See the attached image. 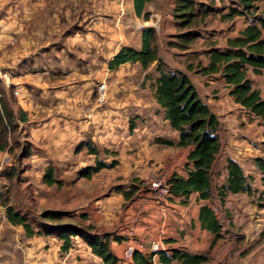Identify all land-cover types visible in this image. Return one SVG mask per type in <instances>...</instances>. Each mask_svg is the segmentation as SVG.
Instances as JSON below:
<instances>
[{"label": "rangeland", "instance_id": "rangeland-1", "mask_svg": "<svg viewBox=\"0 0 264 264\" xmlns=\"http://www.w3.org/2000/svg\"><path fill=\"white\" fill-rule=\"evenodd\" d=\"M174 1L152 0L146 5L149 19L143 20L135 16L132 0H0V97L6 98L17 115V106H24L26 116L22 123L17 120V129L9 135V150L0 153V157L6 152L10 158L0 181V206L4 210L3 202L27 217L33 228V222L41 220L46 210L65 212L62 220L65 223L87 225L91 224L89 220L97 219L99 207L94 198L102 192L110 195L119 189L130 190L134 192V200L156 201L149 189V176L126 173L114 180V184L121 183L119 186L100 189L114 173L110 170H115V166L105 168V175L92 174L89 178L80 175L97 160L108 164L117 155L128 166L136 152L131 146L132 131L128 126L138 116L131 106L143 103L148 106L152 98L150 84L158 76L155 63L146 70L138 63L109 70L107 62L122 47L139 49L141 29L152 27L164 70H186L187 63L197 61L205 64L202 52L209 43L223 48L225 38L259 13L264 4V0H252L246 13L227 17L231 9L242 8L239 0H199L211 6L209 15L197 27L200 38L181 48L168 45L177 42L175 36L180 33L172 16ZM247 70V75H254L250 67ZM210 80L222 89L227 88L218 75ZM256 83L264 99V74L256 77ZM101 85L104 90L100 93ZM214 88L213 92L208 89L205 99L219 92L218 87ZM225 93L228 90L211 97V110L232 99ZM255 124L263 126L264 135V120ZM45 127L51 129L50 133L55 130L51 136L42 137L40 132ZM236 127L242 134L245 132L243 126ZM254 130L255 127L252 136ZM67 133L74 137V147L72 142L69 147L63 142L58 148L54 140L68 136ZM87 143L97 149L95 155L89 154ZM252 155L249 160L240 161L244 174L251 178V194L229 195L230 202L227 196L224 204L215 197L209 201L221 224L220 237L194 232L195 228L189 226L188 233H183L187 235L183 247L176 250H194L205 255L207 261L201 264H264V169L256 167L257 160L264 163V152ZM48 165L53 166L59 185L43 183ZM221 175L223 164L217 156L214 187L221 183ZM88 186L92 194L84 195ZM129 203L121 207L126 209ZM108 208L112 210L111 206ZM26 238L21 226L0 220V264L96 262L88 251L80 248L71 253L61 252L57 241L60 246L62 241L55 236L53 243L45 244Z\"/></svg>", "mask_w": 264, "mask_h": 264}, {"label": "trees", "instance_id": "trees-1", "mask_svg": "<svg viewBox=\"0 0 264 264\" xmlns=\"http://www.w3.org/2000/svg\"><path fill=\"white\" fill-rule=\"evenodd\" d=\"M152 0H132L136 17L148 20L150 12L146 5ZM241 9H231L227 17L243 15L251 8L252 0H239ZM211 6L199 0H175L172 16L180 33L175 36L177 42L168 45L185 48L200 38L199 24L205 22ZM156 32L152 27H144L140 31V47L120 48L107 62L109 70L116 69L126 63H138L143 70L156 64L158 76L151 82L152 97L163 110V119L171 129L178 133V140L156 138L155 142L169 147H190L187 162L184 166L185 176L172 173L169 178L170 197L181 198L186 204L189 196L197 193L199 199L211 201L213 197L223 203L232 194H251L250 176H246L241 165L233 159L227 158L224 166L225 175L221 183L213 186V167L221 150L220 123L217 116L201 99L188 75L180 70H164L157 46ZM206 59L203 64L187 63L186 71L199 76L211 77L218 75L228 88V94L233 101L243 107L249 114L264 120V100L259 90L253 88L252 81L247 75L248 67L255 75H259L264 68V4L261 11L251 16L246 26L235 37L225 38V45L220 48L215 42L209 43L202 52ZM147 76H145L146 78ZM18 115L6 98L0 97V153L8 151L9 135L16 130L18 121L26 120L24 111L17 106ZM133 126L129 125V130ZM89 154L95 155L97 149L86 144ZM107 153V150H103ZM116 160L105 163L97 160L94 166L85 169L80 175L89 178L92 174L104 168H112ZM257 167L264 169V163L257 160ZM7 175L9 173H6ZM10 175V174H9ZM7 177V176H6ZM43 183L47 186L59 185L60 181L54 177V168L48 165L43 174ZM125 202H132L134 192L117 190ZM169 197V198H170ZM5 207L7 220L12 225L21 226L26 237L53 235L62 241L61 252L71 248V238L79 237L90 248L91 253L99 257L103 264H118L119 259L109 248L111 241H121L122 236L113 232L98 231L93 225H81L63 222L65 212L46 210L41 214V220L34 221L35 228L28 222L27 217L7 206ZM85 219V216H82ZM198 221L201 229L213 234L215 238L221 235V224L217 215L207 204H201L198 209ZM159 264H201L207 261L203 254H192L181 250L170 253L162 251L156 254ZM129 264H155L154 255L136 250Z\"/></svg>", "mask_w": 264, "mask_h": 264}, {"label": "crops", "instance_id": "crops-1", "mask_svg": "<svg viewBox=\"0 0 264 264\" xmlns=\"http://www.w3.org/2000/svg\"><path fill=\"white\" fill-rule=\"evenodd\" d=\"M246 24L247 22L239 28H236L233 33L229 34V37L237 36L239 32L244 29ZM179 70L188 75L199 96L208 106L213 102L211 100L212 96L220 93L222 90H228L227 88L222 89V86L220 87L219 84L211 81V77L207 78L206 76L191 75L186 70ZM263 74L264 68L259 75H248L252 81L253 88L259 90V92H261V89L256 83V77H261ZM222 85L226 87L224 83ZM214 87H218L219 92L208 95L207 99H205L204 95L209 92L208 89H212L211 92H213V89H215ZM225 94L228 98L231 97L229 94ZM137 105L139 104L137 103ZM145 105L146 104L143 103L140 106H131L135 115H138L131 120L133 129L130 130L132 131L131 146L133 147V150H136V152H134L133 156L130 158V163L127 167L123 164L124 161L121 159V156L117 155L115 159L119 163L115 165V170H110H113L114 173L107 177V180L100 185V189L107 187L110 188L112 185H115L113 187L119 186L121 183L117 182L114 184V180L118 179V176L124 177L127 175L126 173L134 176L140 174L139 176L147 177L151 171L160 167H168L171 169L172 173L185 176L184 166L187 162V155L190 147H169L157 144L155 139L158 137L176 142L178 140V133L171 129L168 122L163 119V110L156 104L153 97L147 103L148 106L146 107ZM21 107V109L25 112L24 106L21 105ZM212 111L218 117L220 123L219 134L221 137V150L218 157L222 160L223 164V175H221L223 179L225 175L224 166L227 158L233 159L240 164V161L249 160L250 157H253L252 154L257 151L262 150V152H264V135L262 134L263 126H257L255 124L260 118L249 114L243 107L235 103L231 98L226 104L216 106V108ZM139 117L141 118L139 119ZM248 117L249 119H253V121L248 120ZM51 122H53V120H51ZM157 124L161 127L158 128ZM237 124L243 126V130L245 131L243 134L239 131L241 129L236 127ZM253 127H255V134L252 136L251 132L253 131ZM45 128L41 129L43 131L40 132L42 137H44V135L45 137H48V135L51 136L53 134L52 132L55 131L53 129L50 133L51 129L49 130L47 127ZM57 133L60 134L59 132ZM67 134L68 136H58V140H54L55 142L57 141L58 148L62 146L60 143L63 142H67L68 147L70 146V142H72L74 147V137H70L69 133ZM132 165L135 166L133 167ZM104 171L107 170L104 168L94 174L98 176L100 174L105 175ZM90 193L92 194V191L90 186H88L84 191V195ZM229 197L230 196H228L226 200L230 202L231 199ZM94 199L96 203L95 205H98L97 207H99H96L99 209V214H95V217H97L95 221L92 219L89 220L88 223H91V225H93L97 230L99 229L108 232L115 230L117 231V235L123 237L121 241H111L109 244L110 250L119 259L118 264L130 263V261L122 259V253L124 247L134 241L148 243L151 240H160L165 246V251L168 253L172 250L183 247V239H187V235L185 234L188 233L186 227L188 228L189 226H193L195 228L194 232H207L199 226V206L201 204H207L215 212L209 200L199 199L197 193L191 194L186 204H182L181 198L179 197H170L165 202L137 199L130 202L126 206V209L121 207L125 203V200L122 194L118 192L110 195L102 192ZM97 202H99V204H97ZM224 202L222 204H224ZM108 206H111L112 210H109ZM183 233L185 234L183 235ZM27 239L33 241L40 240L43 244H45L44 242L53 243L54 236L40 235L37 237L33 236L26 238V241H28ZM57 243L60 247L58 241ZM71 243L72 247L69 249L68 253L78 251L76 249L80 248L81 250L88 251L89 254L96 259L95 264H103L102 260L93 255L87 244H85L80 238L72 237ZM192 247L195 249L196 245L194 244ZM189 253L198 254L194 253V250H189ZM154 262L155 264H159L156 255L154 256Z\"/></svg>", "mask_w": 264, "mask_h": 264}, {"label": "built area", "instance_id": "built-area-1", "mask_svg": "<svg viewBox=\"0 0 264 264\" xmlns=\"http://www.w3.org/2000/svg\"><path fill=\"white\" fill-rule=\"evenodd\" d=\"M104 85L99 87L100 93L103 92ZM10 165V158L6 152L0 157V181L1 173L5 166ZM172 175V171L168 167H160L153 170L149 174V189L152 192L154 199L158 202H165L170 197L169 192V178ZM0 220L7 221L6 212L3 207L0 206ZM138 250L147 254H153L154 256L162 251H165V246L160 240H151L148 243L134 241L127 244L122 253V259L125 261H131L134 252Z\"/></svg>", "mask_w": 264, "mask_h": 264}]
</instances>
